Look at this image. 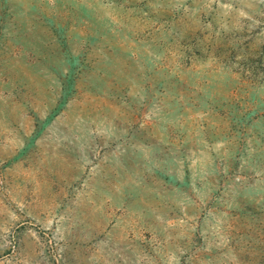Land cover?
<instances>
[{
	"label": "rangeland",
	"instance_id": "1",
	"mask_svg": "<svg viewBox=\"0 0 264 264\" xmlns=\"http://www.w3.org/2000/svg\"><path fill=\"white\" fill-rule=\"evenodd\" d=\"M0 264H264V0H0Z\"/></svg>",
	"mask_w": 264,
	"mask_h": 264
}]
</instances>
